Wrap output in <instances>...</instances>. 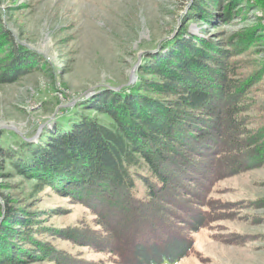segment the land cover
Returning <instances> with one entry per match:
<instances>
[{
  "label": "trees",
  "instance_id": "16d2710c",
  "mask_svg": "<svg viewBox=\"0 0 264 264\" xmlns=\"http://www.w3.org/2000/svg\"><path fill=\"white\" fill-rule=\"evenodd\" d=\"M199 1L190 14L202 13ZM223 12L232 13L231 7ZM6 36L13 55L0 61V85L38 68L37 56ZM213 46L183 27L146 52L132 87L106 88L82 103L109 122L77 112L37 142L0 147L1 161L24 176L37 174L34 195L51 187L65 192L87 204L101 227H47L43 215L30 217L6 203L0 264H180L195 253V234L225 213L211 197L215 184L237 168L225 141L241 142L238 134L229 137V107L225 116L216 108L219 78L230 76L227 90L235 85L231 64L214 60ZM48 233L103 252L107 263L73 257Z\"/></svg>",
  "mask_w": 264,
  "mask_h": 264
},
{
  "label": "rangeland",
  "instance_id": "374dc122",
  "mask_svg": "<svg viewBox=\"0 0 264 264\" xmlns=\"http://www.w3.org/2000/svg\"><path fill=\"white\" fill-rule=\"evenodd\" d=\"M194 1L0 0V61L13 55L10 34L14 45L37 56L38 66L0 85V147L37 142L77 112L109 122L82 103L106 88L132 87L146 52L187 28L213 42L214 60L231 64L235 86L227 90L230 76L219 78L216 108L225 116L229 107L234 122L225 119L232 128L229 137L238 134L241 142L225 141L237 168L211 192L225 213L195 234V253L180 264H264V0H200L202 13L190 14ZM229 6L232 13L223 12ZM36 176H24L0 160V208L7 203L30 217L43 215L40 221L47 227L101 229L95 212L81 200L52 187L34 195ZM2 221L0 209V226ZM47 237L73 257L107 263L94 248Z\"/></svg>",
  "mask_w": 264,
  "mask_h": 264
},
{
  "label": "water",
  "instance_id": "95a60500",
  "mask_svg": "<svg viewBox=\"0 0 264 264\" xmlns=\"http://www.w3.org/2000/svg\"><path fill=\"white\" fill-rule=\"evenodd\" d=\"M134 79H136V76H135V74L133 73V74H132V77H131V80L133 81Z\"/></svg>",
  "mask_w": 264,
  "mask_h": 264
}]
</instances>
